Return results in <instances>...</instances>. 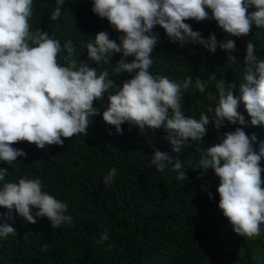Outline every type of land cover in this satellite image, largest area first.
<instances>
[{
  "label": "clouds",
  "instance_id": "1",
  "mask_svg": "<svg viewBox=\"0 0 264 264\" xmlns=\"http://www.w3.org/2000/svg\"><path fill=\"white\" fill-rule=\"evenodd\" d=\"M33 0H0V161L13 164L17 157L27 153L12 145L27 141L44 149L46 145L64 144V138L86 135L90 117L100 114L94 100H103L107 93V107L102 118L108 125L122 132V124L137 126L141 132L163 129L172 150L179 153L192 141H201L206 135L209 117L201 112L199 119L186 116L182 111V90L189 87L205 93L209 81L215 82L218 97L207 94L209 101H216L214 126L221 127L225 119L233 124L244 125V116L237 111L243 102L253 126L264 125V59H258L251 41L247 43L244 62L246 69L239 84V95H234L236 85L224 79L217 80L211 73L208 80L192 78L182 82L170 80L164 75L149 72L153 64L151 53L158 42L154 26H161L168 38L180 46L191 42L200 44L215 53L217 47L225 52L236 51L232 39L218 41L214 32L205 38L184 21L214 19L226 33L241 37L251 31L253 24L264 28V0H93L92 11L107 18L110 25L123 33L120 43L109 38L105 31L96 34L94 42L87 43V52L97 65L109 64L115 53H121L114 71H127L135 75L125 80L118 90L109 78L107 69L97 72L96 67L71 60L75 49L71 40L63 48L66 66L57 62L61 43L49 37L41 29L29 31L28 20L32 16ZM65 0H57L51 20L60 18ZM250 7L256 10L248 12ZM211 10L209 12L205 10ZM132 56L131 62L127 57ZM232 61L237 57L231 55ZM208 112H213L209 106ZM112 133L109 132V135ZM257 136H250L237 127L224 133L221 143L207 147L199 159V168H211L219 178L216 191L218 207L228 219L233 231L246 238L261 235L264 224V181L261 179V158L264 157V141L258 151L253 147ZM168 153L153 150L150 163L163 172L169 165L177 172V181L183 182L186 173L177 158L172 163ZM7 169H0V181H4ZM117 169L111 168L103 177L105 186L114 182ZM201 172L200 175H204ZM39 178L22 177L18 182H6L0 187V206L7 209L9 219L15 214L30 223L36 218L47 217L52 228L62 224L72 225V217L66 215L68 205L42 190ZM209 197L212 193L209 192ZM33 209H37L33 214ZM0 213V216H3ZM16 235L15 228L0 222V238ZM110 239L107 230L102 233L101 243ZM47 245L42 250H47Z\"/></svg>",
  "mask_w": 264,
  "mask_h": 264
},
{
  "label": "trees",
  "instance_id": "2",
  "mask_svg": "<svg viewBox=\"0 0 264 264\" xmlns=\"http://www.w3.org/2000/svg\"><path fill=\"white\" fill-rule=\"evenodd\" d=\"M92 5L93 0H65L60 18L53 21L50 17L57 0H33L29 31L35 33L41 29L50 38L60 41L61 52L57 62L62 66L68 63L64 59L68 54L63 45L71 40L75 51L70 59L96 67L98 73L107 69L109 78L117 86L109 90L114 93L135 73L114 71L121 53L113 54L109 64L101 62L97 65L89 58L86 45L94 42L98 32H107L109 38L118 44L119 37L123 35L110 25L107 18L94 13ZM205 10L211 16V10ZM255 10L250 7L248 12ZM184 22L194 31H200L205 38L214 32L218 41L234 40L236 51L228 53L217 47L212 53L191 42L180 46L171 42L165 30L156 25L153 31L158 33V42L150 54L153 64L149 72L177 82L190 76L192 85L197 78L208 80L209 75L215 73L216 79H224L226 85L234 83L233 92L238 96L246 69L244 56L249 41L254 45L257 58L264 59V28L253 24L248 35L236 37L226 33L214 19H186ZM231 55L237 60L229 59ZM126 59L131 62L133 57ZM208 93L218 97L215 82L209 81L205 93L192 86L187 92L182 90L183 113L199 119L204 112L209 123L205 126L207 131L202 140L189 138L188 145L179 153L172 150L163 127L149 129L146 126L141 132L137 126L125 122L121 126L122 132L117 133L114 126L106 124L102 113L107 107V93L103 100H94V107L100 110V114L89 118L86 135L61 137L64 140L62 146L46 145L44 149L27 141L13 144L27 155L17 157L11 165L0 161V169H7L0 187L9 181L18 182L22 177L39 178L43 191L68 205L65 214L72 217L73 223L52 228L47 217H37L36 223H30L14 210L13 218L9 219L8 210L0 206V213L4 214L0 216V222L8 223L16 230V235L0 238V264H211L212 258L217 257V251L229 248L228 259L234 260L238 257L237 251L259 243L257 239L248 241L246 237L231 235L215 241L211 245L214 249L210 251L208 229L198 223L201 211L215 207L220 199L216 191L218 185L208 179V173H214V170L199 168V159L207 147L221 143L224 131H235L237 127L249 136L256 134L257 142L253 147L257 151L259 142L264 141V125H251L243 102L237 111L244 116L246 124H233L225 119L221 127L216 128V101H209ZM209 106L213 112L207 111ZM154 148L168 153L173 158L172 163L177 158L181 161L182 171L186 173L183 182L177 181V172L171 165L163 172L151 165ZM260 166L264 181V157ZM113 167L117 169L114 182L105 186L102 179ZM201 172L205 174L200 175ZM209 192L212 193L211 198ZM35 211L37 209H33V214ZM216 220L229 222L224 215H219ZM260 227L261 234H264V224ZM105 230L110 239L97 243ZM45 245L48 246L46 251L42 250Z\"/></svg>",
  "mask_w": 264,
  "mask_h": 264
},
{
  "label": "rangeland",
  "instance_id": "3",
  "mask_svg": "<svg viewBox=\"0 0 264 264\" xmlns=\"http://www.w3.org/2000/svg\"><path fill=\"white\" fill-rule=\"evenodd\" d=\"M226 132L230 131L225 130L224 133ZM208 179L214 185L219 184V179L213 172L211 174L208 173ZM218 203L215 205V207L203 209L198 219L199 225L208 229L210 251H213L214 249L211 245L215 241H220L222 237L227 238L231 235H233L234 237L240 236L233 231L232 226L229 222L216 220L219 215H223L222 210L218 207ZM251 239H257L259 240V243H257L256 245L251 244L249 248H247L248 250L242 248V250L237 251L236 255L238 257H236L234 260L228 259L230 255L229 248L217 251V257L216 259L215 257L212 258L211 264H264V234ZM220 252H223V255H219Z\"/></svg>",
  "mask_w": 264,
  "mask_h": 264
}]
</instances>
